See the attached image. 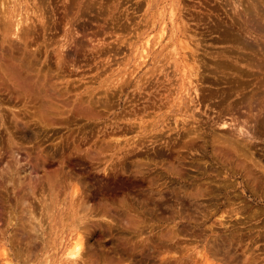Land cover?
<instances>
[{"label":"rangeland","instance_id":"1","mask_svg":"<svg viewBox=\"0 0 264 264\" xmlns=\"http://www.w3.org/2000/svg\"><path fill=\"white\" fill-rule=\"evenodd\" d=\"M263 139L264 0H0V264H264Z\"/></svg>","mask_w":264,"mask_h":264},{"label":"bare ground","instance_id":"2","mask_svg":"<svg viewBox=\"0 0 264 264\" xmlns=\"http://www.w3.org/2000/svg\"><path fill=\"white\" fill-rule=\"evenodd\" d=\"M170 14H173V10L171 9V12H169ZM19 23V22H18ZM162 27V26H161ZM163 31V30H162ZM164 35V34H163ZM161 38H162V35L159 37V39L161 40ZM159 41V40H158ZM159 45V44H158ZM156 47V46H155ZM261 55V54H260ZM14 56V55H13ZM12 56V57H13ZM7 57V56H6ZM5 60V59H4ZM185 61V60H184ZM11 62V61H10ZM13 63V62H12ZM7 66V65H6ZM18 66H21V65H18ZM27 66V65H26ZM4 67V66H3ZM5 68V67H4ZM185 68V67H184ZM183 68V69H184ZM189 68V67H188ZM9 69V68H8ZM12 69V68H11ZM32 69V68H31ZM5 70V69H4ZM3 70V71H4ZM7 70V69H6ZM5 70V71H6ZM189 70V69H188ZM2 71V70H1ZM9 70H7V72H8ZM190 71V70H189ZM16 72H18V71H16ZM184 72H185V70H184ZM9 73L11 74V72L9 71ZM9 73H8V75H7V77L9 76ZM5 74H6V72H5ZM15 74V73H14ZM18 74V73H17ZM12 76H14V75H12ZM191 77V76H190ZM196 77V76H195ZM194 77V78H195ZM12 78V77H11ZM188 78V77H187ZM8 79H10L9 77H8ZM11 80V79H10ZM14 80V79H13ZM18 81V80H17ZM197 81V80H196ZM13 83H14V81H13ZM21 83V82H20ZM19 83V84H20ZM5 84V83H4ZM22 84V83H21ZM20 84V85H21ZM16 85H18V83H16ZM15 85V86H16ZM23 85V84H22ZM23 87H25V86H22V88ZM26 87H27V84H26ZM25 87V88H26ZM4 88H5V86H4ZM7 88V87H6ZM28 88H29V85H28ZM27 88V89H28ZM9 89V88H8ZM24 89V88H23ZM13 90H17L16 88L15 89H12V91ZM18 91V90H17ZM16 91V94L17 93H19V92H17ZM31 91V90H30ZM29 91V92H30ZM20 92H22V91H20ZM28 92V93H29ZM24 93V92H23ZM31 93V92H30ZM29 93V94H30ZM25 94V93H24ZM24 94L22 95L21 93L19 94V95H17L19 98L21 97L22 98V96H24ZM33 94V93H32ZM28 95V94H27ZM26 96V95H25ZM30 97V96H29ZM27 98V97H26ZM19 100V99H18ZM17 100V101H18ZM26 100V99H25ZM243 105V104H242ZM41 109V108H40ZM40 109H39V111H40ZM43 110V109H42ZM39 113V112H38ZM40 117V116H39ZM42 118V117H41ZM254 119V118H253ZM260 120V119H259ZM233 122V121H232ZM236 122V121H235ZM234 125V127H235V130L237 131V133L238 134H240V135H245V137H246V135H248L247 136V138L250 136V138H252L253 137V135H254V131H251V129H250V127H248L247 125H243V124H241L240 123V121L239 122H236V123H234L233 124ZM224 126V125H223ZM248 128H247V127ZM256 127V126H255ZM254 128V127H253ZM258 132V131H257ZM258 135V134H257ZM238 136V135H237ZM264 140V139H263ZM231 142V141H230ZM244 142V141H243ZM229 143V142H228ZM241 143V142H240ZM233 144V143H232ZM229 145H231L230 143H229ZM240 145V144H239ZM247 145V144H246ZM228 147V146H227ZM231 147V146H230ZM236 148V147H235ZM240 156V155H239ZM7 164V163H6ZM8 167V166H7ZM3 174V173H2ZM8 176H10V175H8ZM12 178V177H11ZM74 191V190H73ZM75 192V191H74ZM194 193V192H193ZM73 194H75V193H73ZM73 194H71V195H73ZM196 194V193H195ZM46 200V199H45ZM75 204V203H74ZM27 216H29V219L30 220H33V221H35V224L34 225H32V227H30V230L33 232V234H34V239H36L37 237L39 238V236L41 235V233L39 232L38 233V235H37V231H41V230H38V228H41V224H40V220L39 219H36V218H31V212L29 211V210H27ZM78 213V212H77ZM32 214H34V213H32ZM108 215V214H107ZM36 216V215H35ZM41 217V216H40ZM48 218H50L49 217V215L47 216ZM104 217V216H103ZM108 218V217H107ZM119 218V217H118ZM82 220H84L83 218H78L76 221H77V223H76V225H75V227H74V229H75V232L73 231L71 234H70V236H69V239H68V242H67V244H66V246H65V248H64V257H65V259L67 260V262L69 263V264H75L76 262H78V261H81L82 260V254L84 253H82V250L84 249L83 248V239L82 238H84V236L82 237V234H81V232L80 231H82V227H81V223L82 222H84L85 223V221H82ZM111 220V219H110ZM25 221V220H24ZM74 221V220H73ZM132 222V221H131ZM133 223V222H132ZM43 226V225H42ZM86 226V225H85ZM84 226V227H85ZM127 227V226H126ZM46 229V228H45ZM84 230H86V229H84ZM83 232V231H82ZM36 233V234H35ZM86 233V232H85ZM85 235V234H84ZM43 236V235H42ZM29 237V236H28ZM33 239V240H34ZM42 239V238H41ZM40 239V240H41ZM32 244H34V243H32ZM38 244V243H37ZM38 245H40V244H38ZM19 251V250H18ZM3 253L5 252V250H3L2 251ZM17 252V251H16ZM30 253H32V252H30ZM27 254V253H26ZM89 254V253H88ZM92 254V253H91ZM18 255V254H17ZM20 255V254H19ZM31 255V254H30ZM36 255V254H35ZM3 256H4V254H3ZM86 256V255H85ZM84 257V256H83ZM6 264H10V261H7L6 262ZM90 264V263H89Z\"/></svg>","mask_w":264,"mask_h":264}]
</instances>
